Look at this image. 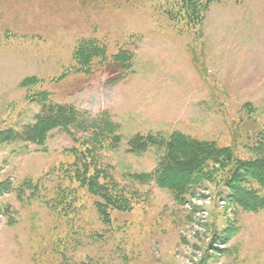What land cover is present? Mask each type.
<instances>
[{"label":"rangeland","instance_id":"rangeland-1","mask_svg":"<svg viewBox=\"0 0 264 264\" xmlns=\"http://www.w3.org/2000/svg\"><path fill=\"white\" fill-rule=\"evenodd\" d=\"M169 9L164 0H0V132L33 123V96L44 91L53 103L109 113L122 139L98 149L99 166L138 194L132 210L104 221L101 200L66 172L81 133L78 143L54 130L44 146L0 145V264H264V209L236 207L223 182L178 204L131 178L157 166L155 149L130 152L138 134L182 132L245 160L264 149V0L214 2L201 29L171 21ZM83 39L110 57L133 52L132 69L96 60L90 75L77 72ZM31 77L39 83L22 87Z\"/></svg>","mask_w":264,"mask_h":264},{"label":"trees","instance_id":"trees-1","mask_svg":"<svg viewBox=\"0 0 264 264\" xmlns=\"http://www.w3.org/2000/svg\"><path fill=\"white\" fill-rule=\"evenodd\" d=\"M221 1L164 0L170 7L166 15L171 21H182L184 26L194 29L202 28L210 5ZM74 59L76 71L86 75L92 73L96 60L102 63L109 60L120 71L127 73L133 67L134 54L121 49L110 57L105 44L95 39H83L78 44ZM38 83L36 77H31L26 78L21 86L30 88ZM33 99L41 103V111L34 122L24 126L21 131L8 129L0 132V145L22 142L44 146L54 130L66 133L78 143L76 134L81 133L87 137L82 140L79 149L71 150L75 162L66 172L101 200L95 206L106 223L110 222L111 211L132 210L138 202L136 191L133 189L131 193L128 188H121L109 173L101 170L96 157L98 149L100 152L106 147L116 149L121 143L120 126L112 120L111 115L101 113L92 116L72 105L53 103L47 91L35 94ZM129 148L130 152L136 154L155 149L158 158L157 166L151 173L131 175L134 184L154 183L168 190L178 204L184 203L186 196L203 183L219 181L230 193L229 202L236 207L248 211L264 209V149L256 150L253 159L245 160L237 157L230 146H220L214 141L200 140L182 132H173L168 136L138 134L130 139ZM2 187L0 185V190H4ZM1 192L0 195L7 193ZM65 192L61 193L59 200H64Z\"/></svg>","mask_w":264,"mask_h":264}]
</instances>
